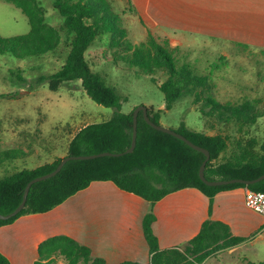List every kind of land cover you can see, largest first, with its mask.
<instances>
[{
  "label": "trees",
  "instance_id": "1",
  "mask_svg": "<svg viewBox=\"0 0 264 264\" xmlns=\"http://www.w3.org/2000/svg\"><path fill=\"white\" fill-rule=\"evenodd\" d=\"M5 1L23 10L30 30L15 36L0 35V53L26 58L46 54L57 47L58 31L46 25L43 7L34 0ZM53 5L64 17L62 29L66 32L69 53L62 67L50 77V89L58 90L67 82L79 80L94 101L115 108L109 120L82 127L71 139L66 156L121 152L132 145L136 107L128 113L122 112L121 96L109 85L106 74L92 69L87 58V51L95 39L108 33L109 45L116 49L115 62L122 60L135 66L139 68V74L153 75L160 71L165 74L159 87L165 95L166 109H170L182 96L191 95L193 102L200 104L202 115L216 116L227 123L235 122L234 137L222 131L207 134L185 123L176 129L210 151L211 158L205 168L207 179L252 180L264 174V131L260 137L250 135V130H247L264 117V99L243 97L236 102H221L209 93L213 81L200 74L198 66L184 61L180 46H171L166 37L151 30H148L141 45H134L128 38L127 28L117 24L106 0H54ZM151 78L157 83V78ZM148 112L150 118L161 125L162 110L148 106ZM18 155L16 150L1 152L0 165L4 160L18 158ZM62 158L1 178L0 212L6 214L13 211L21 203L29 181L54 171ZM205 159L203 152L192 148L184 140L154 128L140 111L137 144L132 152L121 156L69 160L56 175L33 183L22 211L10 219H0V226L12 223L22 215L48 212L94 181H112L119 188L135 193L151 204L186 187L198 188L208 197L238 187L264 192V179L249 185L241 182L208 185L199 174ZM155 220L156 216L148 213L142 223L144 237L152 253L151 264H201L210 256L243 240L233 234L227 223L207 219L199 233L183 249H161L152 227ZM38 254L35 264H58V259H62L64 264H108L104 258L94 256L90 247L68 235L44 240L38 247ZM0 264L12 262L0 252ZM121 264L140 263L125 261ZM252 264H264V261Z\"/></svg>",
  "mask_w": 264,
  "mask_h": 264
},
{
  "label": "crops",
  "instance_id": "2",
  "mask_svg": "<svg viewBox=\"0 0 264 264\" xmlns=\"http://www.w3.org/2000/svg\"><path fill=\"white\" fill-rule=\"evenodd\" d=\"M119 3L126 9L122 11L126 18L138 21L144 38L151 30L166 37L173 47L194 44L193 36L213 39L221 61H241L242 68L231 76L233 79H245V49L264 50V0ZM231 98L239 100L243 96ZM245 194L246 187H238L208 197L198 188L186 187L151 204L112 181H94L48 212L22 215L1 225L0 252L12 264H35L38 247L44 240L68 235L90 247L94 256L104 258L108 264H151L152 253L142 223L146 214L153 213L156 220L152 227L161 249H183L207 219L227 223L233 234L243 240L201 263L215 264L223 253L232 255L245 247L257 250L256 245H264V216L247 206Z\"/></svg>",
  "mask_w": 264,
  "mask_h": 264
},
{
  "label": "rangeland",
  "instance_id": "3",
  "mask_svg": "<svg viewBox=\"0 0 264 264\" xmlns=\"http://www.w3.org/2000/svg\"><path fill=\"white\" fill-rule=\"evenodd\" d=\"M34 1L43 7L46 25L58 31V42L54 50L33 57L18 58L0 53V153L6 150L19 153L18 158L2 162L0 179L24 168H33L39 162L65 157L73 134L87 124L109 120L115 112V108L94 101L79 80L67 82L58 90L50 89V77L62 67L69 53L66 32L62 29L64 17L54 7V0ZM106 1L117 24L127 28L130 41L136 46L141 45L146 39L138 21L126 18L122 13L126 9L119 0ZM29 30L30 23L23 10L14 3L0 0V35L15 36ZM193 39L195 43L181 47V52L184 61L198 66L200 74L213 81L210 94L223 103L236 102L237 99L231 97L239 95L264 99V50L245 49V79H233L231 76L242 68L241 61H221L216 41L200 36H193ZM109 41L110 34L99 35L87 51V58L92 69L106 74L109 85L121 96L122 112L128 113L140 105L153 106L162 108L160 123L164 127L176 130L185 123L207 134L222 131L235 136V122L227 123L216 116L202 115L200 104H195L191 95L182 96L166 109L165 95L159 87L165 74L161 71L153 75L139 74V68L122 60L115 62L116 49L109 45ZM221 74L224 79L220 78ZM151 76L157 78V83ZM247 130L250 135L261 137L264 117ZM256 246L257 250L245 247L232 255L223 253L215 264L263 261L264 245ZM57 263L64 264L62 259Z\"/></svg>",
  "mask_w": 264,
  "mask_h": 264
},
{
  "label": "water",
  "instance_id": "4",
  "mask_svg": "<svg viewBox=\"0 0 264 264\" xmlns=\"http://www.w3.org/2000/svg\"><path fill=\"white\" fill-rule=\"evenodd\" d=\"M140 111H143L145 120L150 125H152L154 128H156L158 130H161V131H164V132H167V133H170V134H172V135L184 140L192 148H194V149H196L198 151H201V152H203L206 155V159L203 161V163H202V165L200 167L199 174H200L201 179L205 183H207L208 185H224V184H231V183H236V182H241V183H244L246 185H249V184H252V183H255V182H258V181H261V180L264 179V174H262L261 176L255 178V179H252V180H244V179H241V178L216 179V180L207 179L206 175H205V168H206L207 162L211 158L210 151L208 149H206V148L194 143L188 137H186L183 133L178 132V131H176L174 129H170V128L164 127V126H162L160 124H157L156 122H154L150 118L149 112H148V107L145 106V105H140V106L136 107L135 110H134L133 140H132V145L128 149H126L125 151H121V152L104 151V152L94 153V154H89V155H67V156L63 157L61 159L59 165L57 166V168L54 171L49 172V173L44 174V175H41V176H38V177H35L31 181H29V183L27 184V186L25 188V192H24L23 199H22L21 203L13 211H11L9 213L4 214V213L0 212V219L6 220V219H10V218L18 215L22 211V209L25 207V205H26L27 198H28L29 191L31 189L32 184L35 183V182H38V181H41V180H44V179H47V178H50V177L56 175L58 172L61 171L63 166L69 160H72V159H92V158H96V157H100V156H121V155H123L125 153L132 152L135 149L136 144H137L138 115H139Z\"/></svg>",
  "mask_w": 264,
  "mask_h": 264
},
{
  "label": "built area",
  "instance_id": "5",
  "mask_svg": "<svg viewBox=\"0 0 264 264\" xmlns=\"http://www.w3.org/2000/svg\"><path fill=\"white\" fill-rule=\"evenodd\" d=\"M245 201L248 207L264 216V192L246 187Z\"/></svg>",
  "mask_w": 264,
  "mask_h": 264
}]
</instances>
